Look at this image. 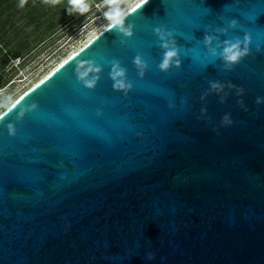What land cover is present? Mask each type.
<instances>
[{
    "label": "water",
    "instance_id": "1",
    "mask_svg": "<svg viewBox=\"0 0 264 264\" xmlns=\"http://www.w3.org/2000/svg\"><path fill=\"white\" fill-rule=\"evenodd\" d=\"M127 12L0 113V264H264V0ZM238 17L254 44L227 68ZM157 26L189 50L165 71Z\"/></svg>",
    "mask_w": 264,
    "mask_h": 264
},
{
    "label": "rangeland",
    "instance_id": "2",
    "mask_svg": "<svg viewBox=\"0 0 264 264\" xmlns=\"http://www.w3.org/2000/svg\"><path fill=\"white\" fill-rule=\"evenodd\" d=\"M138 1L118 0V4L121 9L128 10ZM55 3V0H47L38 9L30 11L33 3L21 6L20 0L16 1V7L11 9L12 24L8 23L6 30L0 34V49L5 46L7 38L12 37L9 46L0 51V72L4 74L0 87V113L24 90L47 75L110 23L103 16V12L108 10L106 0H91L89 12L83 15H67L63 21L49 28V22L57 21L67 13L69 6L68 0L61 1L60 5ZM39 12L43 14L41 18L31 22L32 15ZM16 31L19 32L17 36ZM18 42H25V46L20 49L17 47ZM13 48L16 50L11 52Z\"/></svg>",
    "mask_w": 264,
    "mask_h": 264
},
{
    "label": "clouds",
    "instance_id": "3",
    "mask_svg": "<svg viewBox=\"0 0 264 264\" xmlns=\"http://www.w3.org/2000/svg\"><path fill=\"white\" fill-rule=\"evenodd\" d=\"M25 0H21V6H23V3ZM108 4V10L103 12V16L110 21L109 27L111 26H120V30L131 34V28L132 24H128L127 27H124V20L126 16L128 15V12L126 9H121L118 4V0H106ZM143 3H147V0H143ZM69 6L67 7V13L69 16L78 14L83 15L90 10L89 3L86 2V0H68ZM230 6L227 5L225 8H229ZM242 15L245 16L248 20L257 19L259 15L256 17H253L250 13H242ZM223 18V17H222ZM227 24L231 28L240 27L242 28L244 32L243 39L240 37H236L234 41H229L228 46L225 47L224 52L221 54L223 59L225 60V67L230 68L232 65L238 63L240 59L247 55L249 53V45L253 47L254 44V34L253 30L251 28L245 27L242 25L241 19L238 18H232L227 21ZM223 31H227V28L222 29ZM154 31H156L159 34V37L164 43L162 44V47L168 49L164 53V58L160 61L158 64V67L161 71H165L169 68L170 64L173 62V57H177L178 55L187 56L189 50L184 48L183 46H177L176 41L173 38L174 32L173 31H167L162 26H157ZM171 38V39H166ZM212 38L206 36L205 37V43L207 44ZM241 44H243V48H241ZM171 45V47H170ZM255 49L256 51L264 50V45H262L260 42H255ZM211 57H215L217 55L216 49L212 48L207 53ZM140 67L139 75L143 77L144 75V68L147 67V62L141 63L139 59L135 61ZM175 64L179 65L180 60L176 59ZM88 71H92L90 68ZM96 71H99V68L96 69ZM88 75V72H83L80 74L81 78ZM110 76L114 80L113 87L115 89H122L124 90L125 95H127L128 90L133 88V83L131 81L125 82V79H119L120 77H125V69L121 68L119 64H116L115 69L110 73ZM98 77H93L90 80L84 81V84L92 88ZM223 86L219 84L218 82H211V88L212 89H220ZM264 98H257V103H260L261 100ZM170 107H175L174 105H170ZM99 114V112H98ZM232 123V120L229 115H225L223 118V124L229 125ZM148 259H154V254L150 253L148 255Z\"/></svg>",
    "mask_w": 264,
    "mask_h": 264
},
{
    "label": "trees",
    "instance_id": "4",
    "mask_svg": "<svg viewBox=\"0 0 264 264\" xmlns=\"http://www.w3.org/2000/svg\"><path fill=\"white\" fill-rule=\"evenodd\" d=\"M16 1H20V0H0V34L1 32H4V30H6V26L9 23L10 25L11 20H12V16H13V11L11 9H14L16 7ZM47 1V0H25V2L23 3L24 6H26V4L28 3H33L31 5V8H29V10H35L38 9L41 5H43V3ZM56 1V5H60L61 1L65 2L67 0H55ZM87 3L91 2V0H86ZM10 10V11H8ZM18 10V9H17ZM8 11V12H7ZM42 12H39V14H35L32 15L31 17V22H36L37 20H39L42 16ZM67 13H64L57 21H50L49 22V28L55 26L59 21H63L66 17H67ZM19 35V32L16 31L15 32V36ZM12 41V37H8L5 43V46H2V48L0 49V51L4 50L5 47H8L10 42ZM25 46V42H18L17 47H19L20 49H22ZM16 50V48L11 49V52H14ZM3 79H4V74L2 72H0V87L2 86L3 83Z\"/></svg>",
    "mask_w": 264,
    "mask_h": 264
},
{
    "label": "bare ground",
    "instance_id": "5",
    "mask_svg": "<svg viewBox=\"0 0 264 264\" xmlns=\"http://www.w3.org/2000/svg\"><path fill=\"white\" fill-rule=\"evenodd\" d=\"M139 1H140V0H139ZM136 3H137V2H136ZM136 3H135V4H136ZM135 4H134V5H135ZM107 25H108V24H107ZM107 25H106V26H107ZM103 28H104V27H103ZM103 28H102V29H103ZM99 31H100V30H99ZM95 34H96V33H95ZM95 34H94V35H95ZM94 35H93V36H94ZM93 36H92V37H93ZM92 37H91V38H92ZM91 38H90V39H91ZM90 39H89V40H90ZM78 49H79V48H78ZM78 49H77V50H78ZM74 52H75V51H74ZM74 52H73V53H74ZM73 53H71V54H73ZM71 54H70V55H71ZM66 58H67V57H66ZM45 76H46V75H45ZM43 77H44V76H43ZM41 79H42V78H41ZM37 82H38V81H37ZM37 82H35V83H37ZM35 83H34V84H35ZM34 84H33V85H34ZM31 86H32V85H31ZM31 86H30V87H31ZM30 87H29V88H30ZM29 88H28V89H29ZM26 90H27V89H26ZM26 90H24V92H25Z\"/></svg>",
    "mask_w": 264,
    "mask_h": 264
}]
</instances>
